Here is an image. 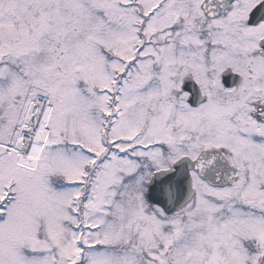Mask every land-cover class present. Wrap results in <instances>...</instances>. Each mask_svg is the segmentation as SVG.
Returning <instances> with one entry per match:
<instances>
[{
  "label": "snow or ice",
  "instance_id": "obj_1",
  "mask_svg": "<svg viewBox=\"0 0 264 264\" xmlns=\"http://www.w3.org/2000/svg\"><path fill=\"white\" fill-rule=\"evenodd\" d=\"M0 264H264V0H0Z\"/></svg>",
  "mask_w": 264,
  "mask_h": 264
}]
</instances>
